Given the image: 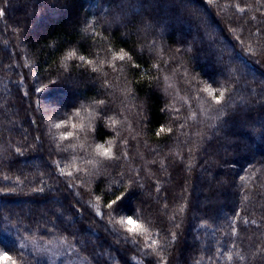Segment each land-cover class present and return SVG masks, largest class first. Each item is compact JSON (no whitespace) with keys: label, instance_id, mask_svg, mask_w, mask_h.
<instances>
[{"label":"trees","instance_id":"trees-1","mask_svg":"<svg viewBox=\"0 0 264 264\" xmlns=\"http://www.w3.org/2000/svg\"><path fill=\"white\" fill-rule=\"evenodd\" d=\"M61 244L264 264V0H0V264Z\"/></svg>","mask_w":264,"mask_h":264},{"label":"rangeland","instance_id":"rangeland-1","mask_svg":"<svg viewBox=\"0 0 264 264\" xmlns=\"http://www.w3.org/2000/svg\"><path fill=\"white\" fill-rule=\"evenodd\" d=\"M51 246H54V245H51ZM61 246H62V244L59 246L55 245L56 248H54L53 251L50 253V255L53 258H55L57 260L58 258L66 255V257L69 258L67 260L66 264H84L82 260L78 262L76 259H74V253L72 254V249L70 250L68 247L63 246L64 248H62V252H61L60 251ZM64 249H65V251H64ZM54 250H56V251H54Z\"/></svg>","mask_w":264,"mask_h":264}]
</instances>
